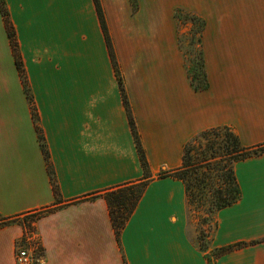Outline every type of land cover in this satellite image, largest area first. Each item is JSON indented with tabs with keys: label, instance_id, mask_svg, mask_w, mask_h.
<instances>
[{
	"label": "crops",
	"instance_id": "obj_1",
	"mask_svg": "<svg viewBox=\"0 0 264 264\" xmlns=\"http://www.w3.org/2000/svg\"><path fill=\"white\" fill-rule=\"evenodd\" d=\"M3 1L61 202L0 12V217L51 208L33 222L38 264H208L210 250L236 243L212 264H264V151L233 164L240 197L212 213L205 251L183 182L157 177L181 166L183 146L210 128L264 144V0H99L152 177L119 241L102 197L71 202L143 175L95 4ZM175 7L205 20V90L190 85ZM24 231L0 226V264H15Z\"/></svg>",
	"mask_w": 264,
	"mask_h": 264
},
{
	"label": "trees",
	"instance_id": "obj_2",
	"mask_svg": "<svg viewBox=\"0 0 264 264\" xmlns=\"http://www.w3.org/2000/svg\"><path fill=\"white\" fill-rule=\"evenodd\" d=\"M93 2L95 4L100 26L105 37L106 45L109 52V57L113 65L118 86L121 91L122 101L125 106L128 122L137 148V153L143 175L142 178L137 181L120 184L117 186L107 188L102 191L87 194L79 199L72 200L71 202L87 200L97 196L102 197L107 204L109 218L114 230L115 238L117 239V241H119V235L121 229L124 227L129 216L133 212L135 206L137 205V202L139 201L145 189V186L152 177L150 176L149 166L144 151L141 147L138 133L136 131L135 124L129 110L127 98L121 80V75L119 73L117 61L107 32L100 1L93 0ZM182 11H183L182 8H178L177 13L174 15V17L180 19L179 15L180 13H182ZM0 12L3 17L5 31L12 49L14 63L20 77L23 91L29 103L31 116L34 121V128L37 134V139L45 160L47 173L51 182L53 195L55 197V203H60L61 200L59 198L60 196H59L58 187L49 160V154L46 148L44 137L37 123L38 116H37L36 108L33 104L31 92L23 69L22 60L18 50V44L14 33V28L9 19L8 12L3 0H0ZM187 19L190 22V24L194 26L192 36L190 37L189 40V45L193 52L192 54L193 64L187 71L189 82L194 90H205L208 87V81L205 73V63L200 46L201 35L205 27V21L195 13H190V12L188 13ZM221 130H223V135L218 147V149H220L221 152L220 151L216 152L214 150L215 145L214 143L211 142V144H206L203 150H199L195 152L194 155H192L190 154L191 150L189 148V144L186 143L183 146L181 166L171 170L160 171L157 174V177L170 176L181 180L185 187L187 203H189L190 201L195 204V207L196 206L199 207L202 202H207L208 207L206 208L207 209L206 215L209 218H207L206 220L212 219V215L210 216V214H212L218 209H221L225 206L232 204L233 202L237 201V199L240 197V191L233 171V164L238 160L260 154L261 152L264 151V144L252 146V147L243 146L240 143L237 136L227 127L210 128L201 131L199 135L205 136L209 133H212L214 135H219ZM208 155L210 157H207ZM217 156L222 158L224 156L225 157L224 160L228 161V164H223L222 166H219L220 164L218 162L217 163L215 162L216 165H214L213 168L207 167V171L209 170L219 171V178H221L223 182L222 187L220 186L219 188L211 189L210 187H208L210 184L207 181L209 179V174L206 171L205 172L199 171L198 170L199 166L196 164L199 162H207L209 159H212ZM50 210L51 208L48 207L41 209L38 212H40L39 215L41 216ZM11 221H13V219L11 218L6 219L0 217V226H3ZM212 224L215 226L214 222ZM206 231L210 232V230H206ZM208 236L209 235L203 233H200L199 236H197V242L199 248L203 251L207 250L208 248V244H207L208 239H206ZM241 245L243 244L236 243L233 245H227L210 250L209 256L207 257L208 264H212V260L215 259L216 257L226 252H229L232 249L237 248Z\"/></svg>",
	"mask_w": 264,
	"mask_h": 264
},
{
	"label": "rangeland",
	"instance_id": "obj_3",
	"mask_svg": "<svg viewBox=\"0 0 264 264\" xmlns=\"http://www.w3.org/2000/svg\"><path fill=\"white\" fill-rule=\"evenodd\" d=\"M179 7H175L173 8V10H171V17H174V15L177 13V9ZM182 8V7H181ZM183 11L182 13H180L179 18H172L173 19V25L176 28V35H177V39L178 42L180 43V46L182 48L183 51V55L184 58L186 60V65H187V70H189V68L192 66L193 61H192V50L191 47L189 45V40L190 37L192 36L193 33V29L194 26H192L190 24V22L187 19L188 13H194L193 11L186 9V8H182ZM205 21V20H204ZM223 135V130L220 131L219 135H214L212 133H209L205 136H200L199 133L197 135H195L191 140H189L187 143L189 144V148H190V154L194 155L195 152L199 151V150H203L204 147L206 146V144H211L214 143L215 145V151H220V149H218L219 144L221 142V138ZM207 157H210L209 155ZM224 156L222 157H214L212 159H209L207 162H199L196 165H198V170L199 171H203V172H207L209 174V179L207 180L209 182V186L211 189L213 188H219L220 186H223V182L221 180V178H219V171H213V170H209L207 171V167H211L213 168L215 164V162L219 163V166H222L223 164H228V161L224 160ZM206 193V192H205ZM207 196V194H206ZM208 207V203L207 202H202L200 204L199 207H195V204L190 202L188 203V217H189V221L191 222V224H193L195 226V230L197 232V236H199L200 233L203 234H207L209 235L210 232H207L206 230H210L213 228V218L212 219H208L207 218V208ZM40 211V210H38ZM31 212L28 214H23L21 216H18L16 218L13 219L14 222H17L19 224L22 225V227L24 228L25 231H33L34 227H33V222L40 216L39 213L40 212ZM212 214H210L211 216ZM206 220V221H205ZM37 237L34 238L35 241H32V243H38V240L36 239ZM208 239V237L206 238ZM205 239V240H206ZM40 248L38 247L37 251H39ZM209 255H207L208 257Z\"/></svg>",
	"mask_w": 264,
	"mask_h": 264
},
{
	"label": "built area",
	"instance_id": "obj_4",
	"mask_svg": "<svg viewBox=\"0 0 264 264\" xmlns=\"http://www.w3.org/2000/svg\"><path fill=\"white\" fill-rule=\"evenodd\" d=\"M35 237L34 230L23 232L16 247L15 264H38L40 262V250L37 251L39 243H32Z\"/></svg>",
	"mask_w": 264,
	"mask_h": 264
}]
</instances>
